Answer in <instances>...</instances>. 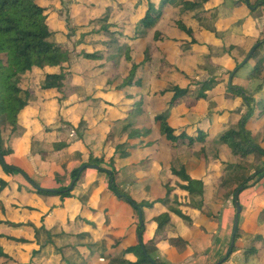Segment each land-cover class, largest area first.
<instances>
[{
  "label": "rangeland",
  "instance_id": "1",
  "mask_svg": "<svg viewBox=\"0 0 264 264\" xmlns=\"http://www.w3.org/2000/svg\"><path fill=\"white\" fill-rule=\"evenodd\" d=\"M152 1L156 6L160 5V0ZM180 1L175 0L172 3L168 13L154 29L145 30L139 22L145 15L148 0H42L40 3L47 8L48 24L54 32L51 40L65 46L72 53L71 63L67 67L70 77L67 90L70 91V85L73 84L79 87L77 94L63 103L67 105L69 101H83V104L74 110H68L71 114L62 116L61 104H64L53 99L55 96H50V102H45V98L33 97L31 108L24 115L23 130L21 129L25 137L29 139L33 137V147L31 150L29 140L25 144L19 140L15 146L18 158L12 159L14 165L23 169L42 188L56 190L62 186L70 187L72 180L69 170L72 165L75 167L86 161L88 154L94 153L104 159L114 156L117 175L113 174L112 185L116 183L136 201L144 197H149L151 201L153 197L142 187L144 181L140 178L145 172L135 165L142 162L141 165L150 168V164H146L144 159L150 157L154 170L146 174L155 173V177H160L159 179L166 184L170 176L168 178V174L161 170L159 164L161 159L166 161L165 157L157 152L156 158H153L154 150L149 148H133L130 158L122 160L120 152L134 144L128 139V133L123 132L124 126L129 122L136 124L138 118L129 117L124 121L114 122L121 117L119 112L132 109L134 101L131 98L136 96L138 103V91L131 88L122 92L117 91L118 86L129 75L133 64H141L145 72L146 76L140 92L144 96H153L172 86L166 80V76L161 77L162 62L176 65L191 78L187 82L180 80L178 73L173 74L175 84L183 88L191 86L193 91L198 92L204 82L214 79L216 87L210 94L209 103H200L188 116L189 122L194 125L208 118L214 119V109L218 105L217 98L223 96L230 82L232 74L229 73H233L237 66L244 62L257 41H261L260 46L264 43V6H260L262 0H210L207 3H203V0H191L198 2L200 6L185 15H182V11L177 8ZM249 4L253 6L252 12L248 7ZM199 13L203 15L195 19L193 16ZM107 17H109L108 22L105 19ZM179 18L194 29L196 44L191 43L192 39L176 26ZM107 23L113 26L110 27L113 35L103 31V26ZM156 32H160L161 40L154 39ZM134 36L136 39L133 38ZM112 41L114 44H110ZM124 44L130 47L131 62L126 59V50H121ZM147 50L151 61L146 64ZM259 51L258 58L251 59L246 65L239 67L240 71L236 70L239 71L238 86L246 85L244 82L249 80L253 68L264 57V45ZM90 53H96L99 58H86L85 55ZM263 82V79L251 81L248 92L254 96ZM167 100V96L163 97L162 103L164 101L166 104ZM234 107L239 108L236 105ZM165 109V105L161 107L159 105L157 111L161 112ZM152 116L153 114L148 113L140 116L135 128L151 127L152 135L145 138L146 143L161 141L159 147L168 149L161 139L159 128L152 121ZM174 123L179 126L177 120ZM193 125L195 131L197 124ZM21 131L17 135L21 134ZM193 131L188 129L191 134L194 133ZM9 133L10 130H6L5 147L8 144ZM49 134L55 136H47ZM217 136H213L207 144L210 158L217 149L215 141ZM60 146L65 149L45 159L37 154L41 149L53 152ZM198 148L189 151L190 165L196 159L195 152H198ZM100 167L102 171L113 173L108 164ZM0 177L8 179L1 170ZM108 185L109 176L106 173L89 169L81 173L78 183L75 180L71 189L74 198L63 202L58 197L20 192L16 184L11 193L4 191L0 201L2 200L6 208L11 211L10 217L18 222L27 221L34 226L21 229L0 228L1 233L30 241L26 244H6L5 249L17 260L15 264H92L88 260L91 250L86 247L87 245H91L95 253L101 254L111 245L112 239H118L120 236H126L129 244H135L139 240L136 231L140 222L138 218H131L128 212V219L123 223L122 229L115 233L110 231L120 219L112 210H108L105 215V211L115 207L116 203L114 197L107 192ZM155 194L163 197L165 191L158 185ZM171 201L170 206L176 207L173 198ZM12 205H29L36 210L22 215L19 210L10 208ZM84 205L98 209L97 213L86 211ZM199 213L201 212L195 213L193 221L197 222L194 223H201ZM105 217L109 219L108 225ZM82 218L95 221L96 227L85 224ZM173 219L180 223L183 228L181 230L192 226L181 219L176 220L174 217ZM174 227L176 225L172 221L167 228L169 235L176 234ZM146 231L144 229V234ZM239 235L240 239H247L243 231ZM230 238L228 236L226 240L227 252ZM157 252L155 257H159L164 264H171ZM244 253L242 249L232 253L227 263L264 264V261L262 259L260 261L257 257L247 260Z\"/></svg>",
  "mask_w": 264,
  "mask_h": 264
},
{
  "label": "trees",
  "instance_id": "2",
  "mask_svg": "<svg viewBox=\"0 0 264 264\" xmlns=\"http://www.w3.org/2000/svg\"><path fill=\"white\" fill-rule=\"evenodd\" d=\"M42 0H0V154L3 159H0V170L8 177V179L0 177V197L4 194V191L11 193L13 186L16 184L20 192H28L36 196L58 197L62 202L74 198L73 190H68V186H62L57 188L56 192L38 190L34 188L28 180L32 178L21 168L15 166L9 162V158L14 155L15 146L18 141L15 139V135L20 131L24 124L25 112L30 107V101L33 91H39L40 93L50 92L55 93V97L59 102H62L69 96L67 90L69 72L67 67L71 63V51L61 44L53 42V31L48 24V16L46 14L47 8L41 5ZM175 0H160V5L156 6V3L152 0H148L147 10L145 15L141 19L140 26L145 30L154 29L164 16L170 10L172 3ZM210 0H203V3H207ZM260 6H264V0L261 1ZM200 4L196 1L181 0L177 5V8L182 11V15L191 13L194 9L199 7ZM249 9L253 10V6L249 4ZM252 8V9H251ZM180 11V12H181ZM203 13L195 14L193 17L198 19ZM108 22L109 17L105 18ZM176 26L185 35L189 36L192 40L191 43L196 44L194 29L187 25L183 19H178ZM113 27L110 23L103 26V31L107 34L113 35V31L110 30ZM136 35V33H135ZM137 37V35H136ZM134 36L133 38L136 39ZM155 40H161L160 32L155 33ZM116 42V41H115ZM258 43L261 41H257ZM114 44V42H110ZM125 45V44H124ZM122 45L121 50H126V59L131 62V50L127 45ZM264 43L259 46L255 51L251 59L259 57L260 49ZM148 54V50L146 55ZM89 59H98L96 53H90L85 55ZM151 57L146 56L145 62L150 63ZM240 66H237L236 70L240 71ZM161 77L166 76V80L172 86L165 90L152 95L144 96L140 94L143 88V82L145 80V72L141 64H133L129 75L124 79L122 84L118 86L117 91H125L127 88L134 89L139 92L138 103L137 97L131 98L134 101L133 107L130 111L119 112L121 117L114 122H121L126 118H140L145 114H149L151 110L158 109V106L162 103L163 97L167 96L166 109L163 112L157 113L152 121L155 126L159 128L161 139L164 141L168 149H162L159 147L161 141H150L146 143L145 138L152 135V128H135L137 123L129 122L124 126L123 132L128 133V139L134 142L127 150L120 152L121 159L126 160L130 158V153L133 148L154 150L153 158L157 152L161 153L165 157V162L161 159L159 164L164 171H168L170 175L169 181L164 184L161 180L153 182L151 185L146 186L145 189L153 195V200L140 199L135 200L130 194L126 193L120 187L111 182V176L108 171L95 170L98 173H106L109 176V185L107 192L111 194L116 203L115 207L109 208L105 211V215L112 210L115 212L118 220L116 226L110 228V231L115 233L119 232L124 226V222L128 219L127 212L131 218H138L141 223L143 219L144 226L138 225L136 234L139 238V234L142 233V240L146 249V253L143 251L139 240L135 244H129L126 236L119 237L118 239H112L111 245L101 254L95 253L91 248V245H87L91 250V256L88 260L92 264H154L149 260L151 258L158 264H164L158 257H155L157 252V245L160 243V236H164L166 228L172 222V215L192 224L193 218L191 217L190 210H201L206 212L209 218L216 219L213 216L211 209L207 206L205 200V185L202 180L194 178L192 175L196 174L197 170L202 169L203 163H209L210 157L208 154L207 144L212 139L213 131L211 128H207L206 124L198 126L193 131L188 132L187 129L179 131V126L175 125V121H180V118L186 116L194 107L202 102H209L210 94L215 90V80L210 79L201 85L198 92L193 91L191 86L181 87L175 84L173 74L178 73L179 79L183 81H190L191 78L180 71L174 64H167L162 62L161 64ZM239 71L236 72L232 79V86L227 85V90L223 93L226 99H241L247 106V112L240 116L239 120L228 129H225L217 139H215L217 145L228 146L232 152L241 160L249 157H253L255 162L256 172H259L262 167V161L264 159V149L258 145L251 134L249 125L253 120V95L248 92L247 89L234 84ZM230 75L232 73H229ZM231 77V76H230ZM163 78V77H162ZM264 80V57H262L253 68L249 81ZM39 80V82H37ZM23 82V83H22ZM261 86L258 87L260 89ZM76 90V87H74ZM130 99V98H129ZM47 102H50L48 100ZM182 107V110L179 108ZM260 116L257 115L256 119ZM208 123V122H207ZM114 124V123H113ZM208 125V124H207ZM193 128V127H191ZM221 128V127H220ZM10 130L8 138V147L4 146V136L6 130ZM142 142V143H141ZM67 147V145L65 146ZM65 147H57L53 152H60ZM196 147H199L198 152H195L196 159L190 165V158L186 159V162L181 159L179 153L181 151H194ZM217 151V149L215 150ZM50 153L41 151L40 155L46 157ZM87 160L83 161L80 165L71 167L69 170V176L71 180H76L77 183L81 179L79 169L82 165H103L108 164L111 166L114 175H117L115 170V157L100 158L94 153L87 155ZM215 161L221 167L224 166L225 170H233V176L223 178L221 183L222 189L228 195H233L240 187H245L248 179H240V174L243 164H228L222 161L217 155L214 154ZM146 164H150L152 167V161L150 157H145ZM139 163L135 165L139 170L145 172L144 176H141V180L144 183L149 181L148 173L150 168H147ZM134 167V165H132ZM89 170V169H86ZM25 175H27L26 179ZM237 176V178H236ZM139 181V180H138ZM34 182V181H33ZM61 183V181H60ZM160 186L165 195L154 194L156 187ZM77 184L75 185L76 188ZM41 187V186H40ZM47 189V188H46ZM55 189V188H51ZM171 198L175 202L176 207H171ZM165 206L167 210L161 213H155L158 207ZM86 211L97 213L92 206H83ZM10 208L19 210L22 215L28 212L35 211L36 209L29 206L12 205ZM0 228H12L21 229L26 227H34L29 222H18L10 217V210L6 208L4 202L0 201ZM160 212V211H159ZM155 213L156 215H154ZM158 214V215H157ZM44 218H42L43 220ZM84 223L92 227H96V223L92 220L82 218ZM106 225L109 223V219L106 218ZM156 225V233L153 238L147 240L145 231L150 224ZM43 227V226H42ZM239 228L236 235L235 246L233 253L240 249L239 246ZM168 245L179 254L184 253L190 242L183 237H170L164 238ZM30 241L24 238H18L11 234L0 232V264H15L17 260L15 257L5 249L6 244H26ZM258 250L251 248L245 251V258L255 256ZM133 256L135 260H131L128 257ZM229 259V258H228ZM227 259V260H228ZM223 261L221 264L227 262Z\"/></svg>",
  "mask_w": 264,
  "mask_h": 264
},
{
  "label": "crops",
  "instance_id": "3",
  "mask_svg": "<svg viewBox=\"0 0 264 264\" xmlns=\"http://www.w3.org/2000/svg\"><path fill=\"white\" fill-rule=\"evenodd\" d=\"M69 79L70 77L68 76V80ZM238 79L239 78H237L234 81L235 85H237ZM244 83H246V85L242 84L239 86L248 89L251 81L246 80ZM263 84L264 82L259 85L261 86V88L260 89L257 88L258 90L253 96L254 99H253L252 108L254 111V117L249 125V129L251 131L254 141L264 149V85ZM70 87L71 89L70 91H68L70 93L69 96L66 99H64L61 103L70 99L71 97H74L77 94V89H79L78 85L73 84L70 85ZM74 87H76V90H74ZM50 94L52 93L50 92L40 93L39 91H33L31 99L37 96L41 99L45 98V102H47L48 100L51 99V97L55 96ZM32 102L33 100L30 101L31 104ZM82 102L83 101H78V102L69 101L67 105L63 103L65 106L61 104V106H63V111L61 112V115L63 116L65 114H71L69 113L68 110L71 111L76 109L78 106L83 104ZM216 102L218 103V105L214 109L213 120H211V118H208L202 123H196L197 125L192 124L193 126L196 125L195 128L203 124H206V127L211 128L210 131H213V134L211 136L212 139L213 136L215 135L220 136V134H222L225 129H228L232 124L234 125L239 120L240 116H242L247 112V106L239 98L226 99L224 98V96H222V97H218ZM31 104L26 112L30 110ZM163 105H165V108L167 107L164 101L163 103L160 104V107ZM235 105L239 106V108L234 107ZM66 108L68 109L66 110ZM193 109L189 113H187L185 117L180 118L179 124L182 128L179 129L178 133L184 129L187 130L190 129V131L193 130V128H191L192 125L188 120V116L193 112ZM179 110H182V107H180ZM163 111L164 110H162L161 112ZM157 113L160 112L156 110H151L149 114H153L152 117H154ZM259 114L260 116L258 117V119H256V116ZM138 120L140 121L139 118L136 121ZM21 129L23 130V127ZM47 136L54 137L55 135L49 134ZM30 138L31 139L25 137L22 134V131L21 134L15 135V139H17V141L22 140L23 144H25V142L29 140L30 141L29 147L32 150L33 137ZM7 143H8V139H7ZM216 148L217 151L215 152V155H217V157H219L222 161L234 165L242 163L244 166L243 168H241L240 174L238 176L240 179L242 178L248 179L246 186L243 187V190L239 195V202L242 207V212L240 214V222H239V233L241 234V231H243V233H246L245 238L247 239H240L239 237V246L240 249H242V251H247L253 247L256 248L258 252L253 257H257L260 259V261L262 260L264 261V159L262 161L261 170L259 172H256V168L254 166L255 162L253 157H249L241 160L232 152V150L228 146L217 145ZM41 151H45L50 154L47 155L46 157H43L40 155ZM58 153L59 152H50L48 150L41 149L38 151L37 154L45 159L51 154L56 155ZM179 155L181 159L184 160L185 162L186 159L190 158L191 156L189 151L187 150L181 151ZM13 158L17 159L18 154L16 153L9 158V162H11L12 164H14L12 161ZM215 159L216 158H214L213 156L212 158H210L209 163H203L202 169L197 170L196 174H193L192 176L198 180L203 181L206 190L205 200L207 206L211 209L212 214H214L213 216H216L217 218L216 219L209 218V216L205 214V212L198 209L190 210L189 213L192 218L194 217L195 213L201 212L199 213L201 216V223H194L197 221H193V223L191 224L192 226H190L188 229L186 228L185 230H181L183 228H181L180 223L175 222L173 217L176 218V220H180V218H178L175 215H172L173 224L176 225V227H174L176 234L169 235L167 232V228L169 227L168 226L165 230L164 233L165 235L159 237L160 243L157 245V251L159 252V254H161V257L165 259V261L171 264H220L221 261L223 260V257L225 258L228 254L227 252L228 244L226 240L228 239V236L232 238V233H233L234 220L236 215V206L234 202L235 193L231 196L228 195L227 193H225L224 189L220 188L221 187L220 185L223 181V178L230 179V177L236 174L237 172L234 173L233 170H225L224 166L221 167L216 162H214ZM190 162H191V158H190ZM160 168L163 171L162 166ZM151 170H154V164L152 165L149 171L151 172ZM164 172L168 174V178H169L170 175L168 171H164ZM148 176H149V181L147 183L144 182L142 183V187L144 189L146 186L151 185L153 182L157 181L160 178L158 176L155 177L156 176L155 173H151ZM216 188H218L217 191ZM151 196L153 197L152 194ZM143 199L150 200L149 197L147 198L144 197ZM153 199L154 198H151V200ZM158 210L160 212L156 211L155 213H161L162 211L167 210V208L165 206H160L158 207ZM155 213L153 214L156 215ZM155 228L156 225L154 223L149 225L145 235L147 240L154 237L156 233ZM178 236L183 237L184 239L190 242L188 249L182 254H179L176 251V249L170 247L166 242V240L164 239V238L178 237ZM231 238H230V244H231ZM239 251L241 250H238L237 252ZM253 257H251V260H253ZM128 258L131 260H135V257L133 256H129ZM226 263L227 262H225L224 264Z\"/></svg>",
  "mask_w": 264,
  "mask_h": 264
},
{
  "label": "water",
  "instance_id": "4",
  "mask_svg": "<svg viewBox=\"0 0 264 264\" xmlns=\"http://www.w3.org/2000/svg\"><path fill=\"white\" fill-rule=\"evenodd\" d=\"M259 46H260V43H257L255 46H253V48L251 49L250 53L248 54V56L246 57L244 62L240 65V67H243L244 65H246L251 60V58L253 57L255 51L259 48ZM235 73H236V70L231 75L230 82H229V86L230 87L232 86V79H233ZM0 159L1 160L3 159L1 154H0ZM86 169H95V170H98V171L103 170L99 165H88V164H85L82 167H80L79 174H81ZM108 173L112 177L111 178V182H113L114 181L113 173L111 171H108ZM25 177H26V179H29V178H27V175H25ZM28 181L31 183V185L34 188H36L38 190H46V191H52V192H56L57 191V190H53V189H44V188L40 187L39 185H37L35 182H33L31 180H28ZM74 184H75V180L72 181V183H71L70 187L68 188V190H71L73 188ZM242 190H243V187H240L234 194V202H235V206H236V215H235V220H234V227H233V233H232V238H231V244H230V249L228 251L227 256L221 261V263L223 261L227 260L229 258V256L233 253V249H234V246H235L236 235H237L238 228H239L240 214L242 212V207H241L240 202H239V195H240ZM143 226H144V222H143V219H141V227H143ZM139 243L142 246L143 251L146 253V249H145V246H144V243H143V240H142V233L139 234ZM149 260L152 261L154 264H158L157 262L153 261L151 258H149Z\"/></svg>",
  "mask_w": 264,
  "mask_h": 264
}]
</instances>
